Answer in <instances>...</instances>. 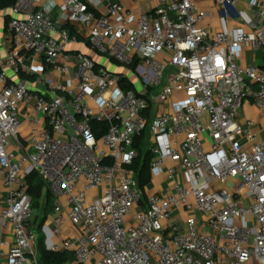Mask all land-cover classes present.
<instances>
[{
	"label": "built area",
	"instance_id": "built-area-1",
	"mask_svg": "<svg viewBox=\"0 0 264 264\" xmlns=\"http://www.w3.org/2000/svg\"><path fill=\"white\" fill-rule=\"evenodd\" d=\"M238 3L215 0L223 13L212 30L196 0H155L149 14L117 0H14L12 46L0 56V179L10 191L0 258L11 232L7 264H41L28 182L37 174L68 203L55 208L53 234L74 230L51 251L77 264H264V140L239 121L246 104L264 113V67L239 63L264 47V0H250L252 33L230 27ZM82 42L124 72L69 51ZM7 70L34 79L13 82ZM93 123L106 126L102 137ZM143 135L150 179L172 184L163 194L146 196L133 170ZM176 211L189 215L185 229Z\"/></svg>",
	"mask_w": 264,
	"mask_h": 264
},
{
	"label": "crops",
	"instance_id": "crops-1",
	"mask_svg": "<svg viewBox=\"0 0 264 264\" xmlns=\"http://www.w3.org/2000/svg\"><path fill=\"white\" fill-rule=\"evenodd\" d=\"M122 5H124L128 10L133 11L136 14H149L154 6L155 0H141L139 3H136L134 0H117ZM198 6L209 11L211 13V17L205 22V26L211 28L212 30H216L218 27V17L223 13L222 10H218L215 7V0H196ZM237 8H231L228 11V15L230 18V27L232 30H240L245 33H252L253 28L250 22H254V25L259 26L258 20L255 17L254 11L250 7V0H238ZM12 19L11 9L6 11H0V56L6 57L7 54L11 50L13 34L10 28V22ZM78 30L82 33L83 28L78 26ZM70 52H82L87 56L95 59L97 62L101 64L103 67H107L111 71L115 73H123L124 69L110 62H105L103 58L98 56L95 52L89 49L86 43L82 42L77 46H71L69 48ZM239 63L243 66L250 67H264V47L260 50H243L239 57ZM26 66L32 65L31 57L27 58L25 61ZM63 61L60 60L58 65H62ZM38 64H35V66ZM11 80L13 82H17L21 80V77L15 76L12 71L7 70ZM65 80V78H63ZM32 89L39 93H46V89L42 86H37L34 83L31 85ZM1 88V86H0ZM239 121L241 124L245 125L247 122H254V127L252 128V133L260 140H264V113L253 104H246L244 108L241 110L239 114ZM29 132V125L25 123L23 127V132L20 138L23 140V135H26ZM168 167H175L172 162L168 161ZM182 178H186V176L182 175V172L179 171L178 180L180 181ZM172 184L167 182L166 177L160 180H151L148 185L145 187L146 196L163 194L167 190L171 188ZM46 191V190H45ZM10 191L4 185L2 180L0 179V212L6 207V201L9 197ZM42 200L43 205L42 209H34V230L37 233L38 239L44 238V244L48 250H51L52 244H60L61 241L73 235V228L70 224H66L63 228V233L60 236H56L53 234L54 224H53V216L55 213V208L58 204L62 205L65 210L68 209V203L66 200H56L52 195L51 199L48 201L46 197H43ZM195 218L197 219L201 229L203 232H207V229L203 227L205 220L200 214H195ZM189 219V215L185 212L176 211L174 217L172 219V223L180 226L185 229L187 225V221ZM6 241L9 243L8 246L4 248V256L0 258V264H7L8 262V252L10 247L13 244V238L11 232H8L6 236ZM72 263L69 262L67 264H77L74 255L71 253Z\"/></svg>",
	"mask_w": 264,
	"mask_h": 264
},
{
	"label": "trees",
	"instance_id": "trees-1",
	"mask_svg": "<svg viewBox=\"0 0 264 264\" xmlns=\"http://www.w3.org/2000/svg\"><path fill=\"white\" fill-rule=\"evenodd\" d=\"M14 0H0V11H6L12 8ZM21 79L24 80H33V77L26 76L21 74ZM127 89H134L133 85H126ZM94 131L96 132L98 138L102 137L103 133L106 131V126L100 123H93ZM147 143L145 142V135L139 138L135 146L140 152L138 160L134 163L133 170L136 174V177L139 181L140 187L144 190L145 187L150 182V161L151 154L146 147ZM30 184L31 196L33 199V210L37 209L42 194H46L45 197L49 201L52 197L51 192L46 189L44 182L39 178L37 174H33L28 178ZM46 190V191H45ZM39 254L41 258V264H67L70 262L71 253L61 252L56 253L51 250H48L44 244V238L38 240Z\"/></svg>",
	"mask_w": 264,
	"mask_h": 264
},
{
	"label": "rangeland",
	"instance_id": "rangeland-1",
	"mask_svg": "<svg viewBox=\"0 0 264 264\" xmlns=\"http://www.w3.org/2000/svg\"><path fill=\"white\" fill-rule=\"evenodd\" d=\"M103 60L106 62L105 59H103ZM109 70H110V69H109ZM110 71H111V70H110ZM155 94H156V93H155ZM146 147H148V146L146 145ZM45 195H46V194H42V198L45 197ZM42 198H41L40 201H39V204H38V206H37V209H42V206H44V205H43V202H44V201L42 200ZM34 218H35V216H34ZM33 227H34V224H33ZM70 262H71V263L73 262L72 259L70 260Z\"/></svg>",
	"mask_w": 264,
	"mask_h": 264
}]
</instances>
